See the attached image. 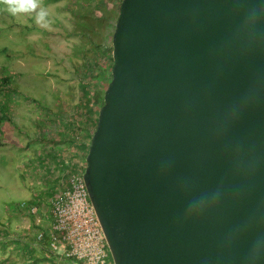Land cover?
<instances>
[{
  "label": "water",
  "instance_id": "obj_1",
  "mask_svg": "<svg viewBox=\"0 0 264 264\" xmlns=\"http://www.w3.org/2000/svg\"><path fill=\"white\" fill-rule=\"evenodd\" d=\"M111 47L83 181L113 264H264V0H121Z\"/></svg>",
  "mask_w": 264,
  "mask_h": 264
},
{
  "label": "rangeland",
  "instance_id": "obj_2",
  "mask_svg": "<svg viewBox=\"0 0 264 264\" xmlns=\"http://www.w3.org/2000/svg\"><path fill=\"white\" fill-rule=\"evenodd\" d=\"M119 2L106 0L93 10L85 3L77 7L75 0H42L52 21L50 29L39 27L30 16L13 17L0 6V81L7 76L13 80L12 90L0 95V99L10 95L11 100L3 106L10 117L0 124V228H6L10 240L19 239L37 249L40 243L37 254L41 256L35 264H80L48 246L53 223L51 204L67 172L85 167L88 135L102 105L93 103L85 113L75 116L73 106L78 105L80 86L89 85L103 99L111 80L114 30L109 28L106 38L93 34L89 19L83 18L80 11L98 18L105 6L115 8L117 15ZM90 37L102 49L89 65L93 69L81 78L88 69L84 54L91 59ZM98 67L104 70L101 80L94 77ZM29 98L45 101L61 118L35 108ZM81 121L86 123L84 130L79 127ZM41 132L47 134L46 139L42 140ZM69 138L74 141L69 142ZM62 158L68 161L67 167L58 166ZM11 201L20 203V209L10 210L12 207L5 204ZM39 234H43L42 239ZM30 262L13 243L0 248V264ZM106 264H113L109 250Z\"/></svg>",
  "mask_w": 264,
  "mask_h": 264
},
{
  "label": "built area",
  "instance_id": "obj_3",
  "mask_svg": "<svg viewBox=\"0 0 264 264\" xmlns=\"http://www.w3.org/2000/svg\"><path fill=\"white\" fill-rule=\"evenodd\" d=\"M83 170L68 171L58 196L52 200L48 246L80 264H106L108 247L85 188ZM38 238L42 239L43 234Z\"/></svg>",
  "mask_w": 264,
  "mask_h": 264
},
{
  "label": "trees",
  "instance_id": "obj_4",
  "mask_svg": "<svg viewBox=\"0 0 264 264\" xmlns=\"http://www.w3.org/2000/svg\"><path fill=\"white\" fill-rule=\"evenodd\" d=\"M77 2V7L79 6V4L81 5L82 3L88 7V5L94 10L95 8H99L100 6L104 5V3H106V0H75ZM92 4V5H91ZM120 4V2H119ZM83 5V6H84ZM120 6V5H119ZM70 8V7H69ZM82 9V8H81ZM103 15H101L100 17H95L93 16L92 13L89 14V12L86 13V11H80V15L83 16V18H88L91 24V30L93 34H98L100 33L102 36V38H106L107 35L109 36L108 33H106L108 31L109 28L111 29H115V23L118 17V13L116 15V9L115 8H106L105 6H103ZM75 13V12H74ZM79 13V12H78ZM82 13V14H81ZM85 35V34H83ZM112 35V34H111ZM89 42L90 44V48H91V59L89 57H87V55L84 54V58H87V62H88V69H84V72H86V74H82L80 75L81 78H85L88 75V72L93 69V67L91 68L89 65H92L93 61L97 58V54L98 52L102 49V47L99 45H95V43H93L91 37L89 38ZM104 48V47H103ZM113 65V64H112ZM100 66V65H99ZM98 72L97 74L94 76L97 79H103V68L102 67H98ZM12 77L7 76L4 77L1 81H0V95L1 93H7L10 92L12 89ZM80 96H79V100H78V105L73 106V112L75 116H79L80 113L82 112H86V107L92 105L93 103H98L101 102V104H103V99H100L99 95L100 92L93 90L92 87L90 88V86L88 85H84L81 84L80 86ZM16 91V90H14ZM10 100V95H7L4 99H0V124L3 121V119H7L10 117L9 115V111L6 110L5 108H3V106L8 103V101ZM29 100L32 102V104L35 105V108L44 111L45 113L52 115L53 118L55 117H60L59 112L56 111H52L49 109V106L47 105V103H45V101H42L38 98H29ZM11 101V100H10ZM102 106V105H101ZM99 106V109L100 107ZM84 109V110H83ZM98 112L97 111V115L96 118L94 120V125H93V131L90 135H88V139H89V143H90V139L92 137V134L96 128V124H97V116H98ZM29 119H31V121L36 122V124L38 126H41V123H39L37 120L33 119L32 117H30ZM44 119V118H43ZM81 126H79L80 128H83V130L85 129V121H81ZM72 125V124H71ZM17 127V126H16ZM78 127V130H80V128ZM18 129V127H17ZM65 130V129H64ZM71 131H68V133H70ZM67 133V134H68ZM67 136V135H66ZM40 137L42 138V140L46 139L47 134L45 132H41ZM70 141L69 142H73L74 140L72 138H69ZM89 143L86 147V152L88 151V147H89ZM67 160L63 158L61 160H58V166H62V167H67ZM5 205H7V207H12L10 210H19L20 209V203H17L16 201H11L10 203H6ZM15 244L16 247L18 249H20V251H22L28 258L31 259L30 264H35L36 261L38 260V258L41 256L40 254H37L39 250H41L39 248L40 243H37V247L30 245L29 243H23L22 241H20L19 239H8V232L6 231V228H0V248L1 247H5L7 244ZM72 262V261H71ZM74 263V262H73Z\"/></svg>",
  "mask_w": 264,
  "mask_h": 264
},
{
  "label": "clouds",
  "instance_id": "obj_5",
  "mask_svg": "<svg viewBox=\"0 0 264 264\" xmlns=\"http://www.w3.org/2000/svg\"><path fill=\"white\" fill-rule=\"evenodd\" d=\"M0 6H2V10L13 17L30 16L39 27L43 29L51 28L52 21L49 19V11L43 5L42 0H0ZM219 198V190L211 194L203 195L190 203L187 212L194 213L203 211Z\"/></svg>",
  "mask_w": 264,
  "mask_h": 264
}]
</instances>
